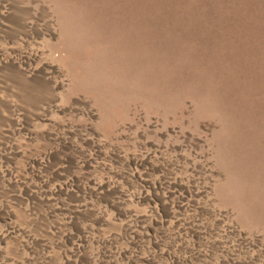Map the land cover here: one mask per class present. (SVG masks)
<instances>
[{
  "label": "rangeland",
  "instance_id": "rangeland-1",
  "mask_svg": "<svg viewBox=\"0 0 264 264\" xmlns=\"http://www.w3.org/2000/svg\"><path fill=\"white\" fill-rule=\"evenodd\" d=\"M0 264H264V0H0Z\"/></svg>",
  "mask_w": 264,
  "mask_h": 264
}]
</instances>
